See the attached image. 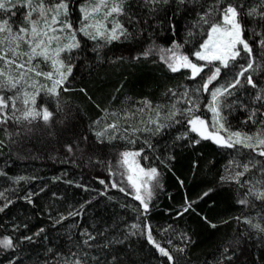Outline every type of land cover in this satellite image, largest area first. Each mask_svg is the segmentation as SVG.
<instances>
[{
	"label": "trees",
	"instance_id": "obj_1",
	"mask_svg": "<svg viewBox=\"0 0 264 264\" xmlns=\"http://www.w3.org/2000/svg\"><path fill=\"white\" fill-rule=\"evenodd\" d=\"M23 2L12 0L16 7L0 11V20H9L14 31L26 24L27 9L19 6ZM66 2L68 16L62 18L78 27L85 0ZM228 3L242 6V36L253 56L238 45L241 55L222 68L205 92L202 84L211 75L206 69L215 68L212 64L190 78L188 68L171 71L161 50L175 43L192 60L208 28L200 15ZM262 3L124 0V15L118 19L126 34L107 42L77 33L80 48L61 54L72 57L73 68L58 95L36 93L35 108L52 113L47 122L42 116L17 119L6 89L0 88L8 105L0 109V240L12 241L11 247L0 246V264H264V231L253 227L264 228V200L249 194V189L264 190V156L258 154L264 149L229 148L201 139L189 130L185 112L195 107L194 115L208 120L210 89L233 82L251 59L253 68L245 76L251 75L256 87L240 77L241 86L220 98L221 122L228 132L254 140L264 129V99H255L264 95ZM252 8L257 14L247 15ZM214 19H221L218 11ZM0 67L5 69L3 61ZM42 67L46 70L44 62ZM173 111L177 115L167 119ZM253 111L257 114L249 120ZM110 124L117 127L108 128ZM158 125L163 127L156 131ZM123 151L139 152L140 164L159 174L145 199L146 212L123 179ZM237 172H244L238 180L233 179ZM242 199L248 202L239 203ZM193 201L183 212L186 202ZM149 231L172 261L148 242Z\"/></svg>",
	"mask_w": 264,
	"mask_h": 264
},
{
	"label": "snow or ice",
	"instance_id": "obj_2",
	"mask_svg": "<svg viewBox=\"0 0 264 264\" xmlns=\"http://www.w3.org/2000/svg\"><path fill=\"white\" fill-rule=\"evenodd\" d=\"M124 0H85L84 5L81 6V18L79 20V26L74 27V25L67 19L61 20V16H68V3L66 0H56L55 3L49 4L47 0H39L38 4H34L33 0H24L23 3L19 4L20 7L26 8L27 12L24 16V20L27 23V27L20 26L17 30H13V26L9 23V20H0V61H3L5 67L14 66L18 70L17 76H12L6 73L4 70L0 69V88H9L19 90L21 82L25 80V77L29 73H33L35 76H43L46 80H51V87L47 85H41V89H45L51 95H58L57 89L62 87L68 76L72 73V64L70 63L72 57L67 56L62 58V53H71L75 49L80 48V41L77 39V33H81L91 40L103 39L107 42L117 40L120 36L126 34V29L123 23L118 19V17L124 15ZM152 2V0H150ZM154 2L168 3V0H154ZM186 0H179L180 4H184ZM220 0H217L219 4ZM17 5L12 3V0H0V11L8 12L11 8ZM242 6H237L232 3H228L227 6L223 8H217L215 10L206 11L204 14L200 15L199 21L203 24L208 25L206 30L207 38L203 40L200 44L199 49L196 50L193 55L199 61H206V65L198 66L193 63L188 56L183 55L178 52L180 45L173 44L172 48L162 49L166 55L162 56L161 59L165 60L171 71L176 72L180 68H190L192 76L190 78H195L199 75L203 68L207 65H211L215 61H219V66H216L214 70H211V75L208 76L207 80L202 84V88L205 92L209 91V85L216 80L220 74L222 68H228L230 62L235 61L237 57L241 55V50L237 48V45L243 46V51L248 54L251 58L253 56V49L250 47L249 43L243 39V27L241 23L242 12L240 8ZM261 7H264L262 3ZM216 11L219 12L221 17L220 20H215L214 16ZM36 16L34 19L33 16ZM257 14V9L252 8L248 11L247 15L254 16ZM15 15V13H13ZM259 15L264 18V11H261ZM191 35V33H189ZM22 45H27V51H23ZM264 45V42H262ZM11 53V56H9ZM143 55L147 57L150 55V50H146ZM26 58V59H25ZM37 58L43 59V61L50 63L52 71H41L40 65L34 63ZM19 61V62H18ZM253 68V60H249L247 66H241V71L236 75L233 82L227 85L221 86L219 88H214L211 90V100L209 101L207 107L209 111L213 113V124L212 127L214 131L208 130V125L205 120L201 119L200 116L194 115L195 107H190L185 110L188 115L187 123L191 126L190 131L197 133L201 139L212 140L221 146L233 147L236 144H240L245 148L252 149L256 151L259 149H264V129L261 132L255 134V143H252L254 137L241 132H228L227 137L219 135L221 130L227 131L224 123L221 121L223 117L220 114L221 111V100L220 98L224 95H231L230 89H235L237 86H241L240 77H244L246 83L251 85L253 88L256 87V83L251 75L245 76L250 69ZM58 77V78H54ZM37 83L33 81V85ZM66 90V89H65ZM83 91V89L81 90ZM24 99L23 103L25 105L29 104L28 93H23ZM13 99V107L15 108V99H19V96ZM255 99L260 101L264 99V95L257 94ZM31 103L35 104V97H32ZM145 107L149 104L144 101ZM8 105L6 103V98L0 97V109L6 108ZM139 111L143 112L144 109L141 108ZM183 114V113H182ZM256 111H253L249 116V120H253L256 116ZM52 113L47 109L42 112L35 111L33 108H26L22 113V118L25 120L35 119L41 117L47 122ZM115 115V113H113ZM160 113L157 111V116ZM177 115V111H173L167 117L171 120ZM264 115V113H262ZM20 119V117H17ZM150 123H155V121H149ZM264 124V121H261ZM108 128L115 129L116 124H110ZM163 125H158L156 131L160 130ZM98 136H102L103 133H97ZM187 135V133H185ZM194 143H199V141H194ZM260 156H264V150L259 151ZM123 157V163L129 165V171L135 170L138 174L133 177V175L128 176L129 183L136 189L135 199L139 200L144 207L145 212L148 210V204L145 199L140 194V187L147 189V181H152L159 175L156 168H151L145 171L140 168L135 162L134 157L140 155L139 152H124L121 154ZM132 157V161L129 158ZM244 172H247L249 166L245 164ZM244 172H237V179L244 175ZM146 177V181H141L139 186L137 181H140V175ZM20 179H23L21 177ZM100 183H104L103 180ZM247 183V181H245ZM116 187L115 184L112 185ZM120 191H124L123 188ZM249 194L254 195L258 200H264V190H253L249 189ZM208 192L204 193L207 196ZM147 196H151V192L147 191ZM203 198V197H201ZM248 201L240 200L239 203L245 204ZM193 202H186V207H184L183 212H187L191 209ZM3 209H0L2 211ZM181 215L183 213H180ZM207 219L206 217L204 218ZM249 222V221H246ZM250 223V222H249ZM216 227L215 224L211 225ZM133 228H137L138 225L133 224ZM257 230L264 231L259 225H253ZM43 231V229H41ZM25 239L31 240V237H25ZM89 239H92L89 237ZM148 242L153 244L161 255L166 256L169 261L173 260V256L163 247L157 244L148 232L147 235ZM87 243V241H85ZM0 246L5 248L12 246V241L8 237H4L0 240ZM183 251V249H180ZM75 264H80L77 260Z\"/></svg>",
	"mask_w": 264,
	"mask_h": 264
},
{
	"label": "rangeland",
	"instance_id": "obj_3",
	"mask_svg": "<svg viewBox=\"0 0 264 264\" xmlns=\"http://www.w3.org/2000/svg\"><path fill=\"white\" fill-rule=\"evenodd\" d=\"M81 8V7H80ZM79 8V9H80ZM80 11V10H79ZM81 12L78 13V18H77V22L79 23V20L81 18ZM33 18L35 19L36 16L34 14ZM61 20H64L61 16ZM25 21V20H24ZM27 23L25 24V27H27ZM18 28V27H16ZM207 38V36H206ZM205 38V39H206ZM238 46V45H237ZM23 51H27V45H22V49ZM166 53H164L162 56H165ZM9 56H11V53H9ZM26 59V58H25ZM193 63H196L198 66H201V65H206L207 62L206 61H199L195 58V56L193 55V58L191 60ZM19 62V61H18ZM45 63V69H43L42 67V63ZM165 62V60H164ZM34 63L36 64H39L40 65V69L41 71H44V72H47V71H52V68H51V65L50 63H47L45 61H43V59L41 58H37L36 61H34ZM166 63V62H165ZM167 64V63H166ZM168 65V64H167ZM213 67H216V66H219V61H215L212 63ZM0 69L4 70L6 73H9L10 75L12 76H17L18 75V70L15 69L14 66L12 67H5V69H3L2 67H0ZM190 71L191 69L188 68ZM204 69V68H203ZM212 70V69H211ZM210 68L206 69V73L209 74L211 72ZM214 70V68H213ZM54 78H58V77H55ZM2 79V78H0ZM33 81H36L37 83H35V85H33ZM51 84H52V81L51 80H46L43 76H40V77H37L35 76L33 73H29L27 77H25V80L21 82V85L19 86V90H16V89H9V88H3V89H6V92L8 94V96L10 98H15L17 96H19V99H15V108L13 107V99H9V103H10V109L17 113L18 117L22 118V113L23 111L26 109V108H33L35 111H39L37 108H35V106L31 103V99L32 97H35L36 96V93L38 91H46L45 89H41V85H47L48 87H51ZM214 88H217V87H212L210 89V99H211V90H213ZM24 92H27L28 93V98H29V104L28 105H25L23 103V99H24V96H23V93ZM47 92V91H46ZM210 118L208 120H205L203 118V120H205L206 124L208 125V130L211 132V131H214L215 129L212 127V124H213V113L210 111ZM23 119V118H22ZM31 119V118H30ZM29 120V119H28ZM197 134V133H196ZM198 135V134H197ZM219 135L221 136H224V137H227L228 135V131H224V130H221ZM199 136V135H198ZM200 137V136H199ZM252 143H255V140L253 139ZM217 144V143H216ZM124 152H131V151H123L120 153V159H119V163H120V167H121V172H122V175H123V179L126 181V183L131 186L133 189H134V192H135V195H136V189L129 183L128 181V176L129 175H133V177L135 178V176L138 174L135 170H133L132 172L129 171V165L127 164H124L123 163V157H122V153ZM132 157L129 158V161L131 162L132 161ZM134 160L135 162L139 165L140 168H143L145 171H148L150 169H147V168H144L137 156L134 157ZM146 177H143V175L141 174L140 175V181H137V184L139 186L140 182L141 181H146ZM155 184L154 180L152 181H147V189H145L144 187H140V194L141 196L146 199L148 198L147 196V191H150L151 187Z\"/></svg>",
	"mask_w": 264,
	"mask_h": 264
}]
</instances>
